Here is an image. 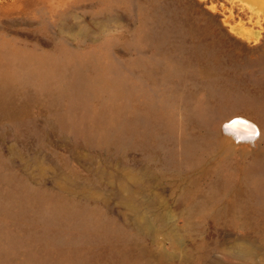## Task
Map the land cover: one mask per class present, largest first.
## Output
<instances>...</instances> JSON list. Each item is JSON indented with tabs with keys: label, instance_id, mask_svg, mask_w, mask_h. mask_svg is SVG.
I'll list each match as a JSON object with an SVG mask.
<instances>
[{
	"label": "rangeland",
	"instance_id": "374dc122",
	"mask_svg": "<svg viewBox=\"0 0 264 264\" xmlns=\"http://www.w3.org/2000/svg\"><path fill=\"white\" fill-rule=\"evenodd\" d=\"M197 9L0 0V264H264V46Z\"/></svg>",
	"mask_w": 264,
	"mask_h": 264
},
{
	"label": "bare ground",
	"instance_id": "6f19581e",
	"mask_svg": "<svg viewBox=\"0 0 264 264\" xmlns=\"http://www.w3.org/2000/svg\"><path fill=\"white\" fill-rule=\"evenodd\" d=\"M189 1H191L192 5L197 6L198 15L201 16V19H204V25L198 27L200 33L199 35L215 36L217 32L214 22L217 20V22L221 25L220 31L225 32L229 37L228 40L223 37H214V41H212L207 47H205V45L196 44L195 49L197 50L199 57L202 60H210L207 64L218 68L221 64L222 58H225L228 61L229 67L237 66L240 61L235 53V49H239L242 53H246L244 55H248L250 51L256 52L253 51V49H259L264 46V0H247V2H244L243 0ZM221 3H223V5H221ZM218 4L222 6V10L219 13L217 8ZM257 5L262 9H258ZM206 7L211 11H209ZM226 12H228V14H226ZM206 14L209 15V18L206 17ZM224 16L225 20H222ZM223 22L225 25L228 24L229 27H227V25L225 26ZM194 27L195 26H192L191 30L194 36H197L195 34L197 33L196 29L195 31L193 30ZM213 46L221 48L224 52V57H222V54L218 51L211 52L210 54L205 51L206 49L212 51L211 48H213ZM263 57L264 55L259 56L256 59ZM63 73L64 72L61 69L51 68L49 71L48 68H44L40 71L39 77L42 78L43 86L50 87V85L56 82L67 80L68 84L73 89L77 90V92L83 89L84 77L80 72L74 75L73 78H68L67 76L64 77ZM2 90V100L13 94V88L11 86H3ZM145 136H142V139L145 138ZM243 195V192L239 189H235L236 199L239 200L240 196L243 197ZM74 257L72 256V258Z\"/></svg>",
	"mask_w": 264,
	"mask_h": 264
},
{
	"label": "crops",
	"instance_id": "0c3cea01",
	"mask_svg": "<svg viewBox=\"0 0 264 264\" xmlns=\"http://www.w3.org/2000/svg\"><path fill=\"white\" fill-rule=\"evenodd\" d=\"M191 2V1H190ZM207 15V16H206ZM205 16L206 17H208L209 15L208 14H206ZM209 18V17H208ZM200 21H203L204 22V19H200ZM215 24H219L218 22H217V20L214 22Z\"/></svg>",
	"mask_w": 264,
	"mask_h": 264
}]
</instances>
